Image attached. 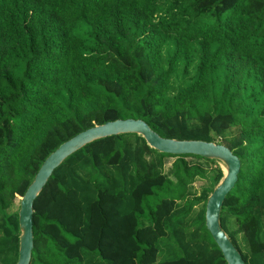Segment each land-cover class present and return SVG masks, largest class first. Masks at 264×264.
<instances>
[{
    "label": "trees",
    "instance_id": "trees-1",
    "mask_svg": "<svg viewBox=\"0 0 264 264\" xmlns=\"http://www.w3.org/2000/svg\"><path fill=\"white\" fill-rule=\"evenodd\" d=\"M119 118L239 158L220 223L264 264V0H0V264L18 259L19 197L44 159ZM219 164L135 133L85 144L33 200L29 264H227L205 226Z\"/></svg>",
    "mask_w": 264,
    "mask_h": 264
},
{
    "label": "water",
    "instance_id": "water-1",
    "mask_svg": "<svg viewBox=\"0 0 264 264\" xmlns=\"http://www.w3.org/2000/svg\"><path fill=\"white\" fill-rule=\"evenodd\" d=\"M135 133L146 144L159 152L168 154H194L217 160L223 165V176L210 193L205 204V226L220 249L227 264H246L241 253L231 242L220 223V212L227 193L237 181L240 160L225 145L198 139H171L161 137L144 120L124 118L95 124L62 142L42 162L32 182L19 197V247L15 264H29L33 248L32 214L33 200L41 191L52 171L70 154L85 144L107 136Z\"/></svg>",
    "mask_w": 264,
    "mask_h": 264
},
{
    "label": "rangeland",
    "instance_id": "rangeland-1",
    "mask_svg": "<svg viewBox=\"0 0 264 264\" xmlns=\"http://www.w3.org/2000/svg\"><path fill=\"white\" fill-rule=\"evenodd\" d=\"M174 158L167 157L165 159V168L167 169L170 165V163L173 161ZM190 159V158H188ZM221 168H223V165L219 164ZM208 184L206 178H196V180L193 183L194 189L199 192L202 187H205ZM161 198V195H154L152 197H149V199L146 201L148 205H150L152 208L155 207L159 199ZM134 264V263H132Z\"/></svg>",
    "mask_w": 264,
    "mask_h": 264
}]
</instances>
